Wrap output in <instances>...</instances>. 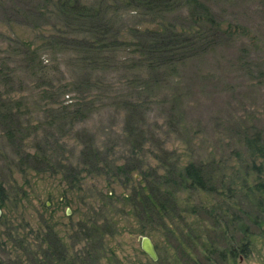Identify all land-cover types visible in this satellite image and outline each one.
Masks as SVG:
<instances>
[{
  "label": "rangeland",
  "instance_id": "374dc122",
  "mask_svg": "<svg viewBox=\"0 0 264 264\" xmlns=\"http://www.w3.org/2000/svg\"><path fill=\"white\" fill-rule=\"evenodd\" d=\"M205 1L222 19L243 28L188 60L175 77L178 85L158 88L149 110L142 114L122 107V98L129 93L127 86L119 83L126 82L125 72L113 71L105 78L112 86L104 97H96V90L92 93L104 105L95 102L85 125L69 129L64 122L52 127L46 124L35 138L32 126L44 120L42 109L46 106L40 96L42 88L34 87L29 60L35 65L41 61L49 72L61 63L58 74L78 80L86 71L73 60L87 55L83 50L62 53L53 43L47 46L46 42H51L48 38L40 37L66 29L63 15L53 6L49 23L34 30L27 18L42 6V0H0V64L7 63L15 78L13 83L0 85V114L10 111L16 118L10 127L15 134L13 141L5 137V125L0 122V186L6 189L4 193L0 189V199L5 202L0 214V259L4 263L264 264V199L261 197L263 204L259 205L258 191L262 189L254 188L264 181V159L255 158L253 167L244 144L257 134L264 138V0ZM115 4L121 7L120 2ZM117 12L127 27L148 18V10L142 8L123 7ZM169 14L168 21L183 24L182 6ZM97 77L92 76L94 80ZM72 97H76L75 92L59 96V101L67 103L74 100ZM81 128L95 135L93 141L102 150L112 148L108 160L137 166L148 163L159 168V173L164 172L160 166L166 155L174 161L180 158L178 163L194 161L213 175L217 186H229L231 191H180V210L175 216L171 211H167L171 217L163 216L166 226L179 227L184 237L175 228L170 233L148 219L149 215L142 213L141 220L123 198L142 179L139 169L131 171V179L83 171L82 146L89 136L78 130ZM48 131L59 139L57 144ZM21 136H27L22 146ZM163 146L171 154H165ZM40 149L46 150L53 164H71L79 171L78 182L70 186L62 171L35 169L32 158H23L22 152L41 153ZM111 192L115 196L109 200L105 194ZM218 204L223 208L227 205L241 219L225 224L226 236L217 229L212 231L213 218L200 208ZM84 223L99 228H92L86 237ZM205 225L208 231L200 236ZM47 232L54 240L57 235L65 250H45L42 234ZM144 236L150 238L156 260L142 250ZM211 240L220 249L228 248L225 258L213 249L203 250V244ZM231 248L233 254L229 253Z\"/></svg>",
  "mask_w": 264,
  "mask_h": 264
},
{
  "label": "trees",
  "instance_id": "16d2710c",
  "mask_svg": "<svg viewBox=\"0 0 264 264\" xmlns=\"http://www.w3.org/2000/svg\"><path fill=\"white\" fill-rule=\"evenodd\" d=\"M116 2H120L121 7H117ZM51 6L57 11L56 13L63 15V23H65L66 29L48 31L47 34L40 37L48 38L51 42L47 41V46L53 43L54 46L59 47L62 53L85 51L87 56L75 58L73 61L76 65L84 67L86 74L78 80H69L58 74L61 63L55 64L52 72H49L46 70L47 66H41V61L35 65L32 59L29 60V64H31L29 65V72L35 77L34 87L42 88L40 96L46 106L44 111L42 109V112L45 113L44 120H38L32 126V133L35 138L38 137L39 129L46 124L52 127L56 123L64 122L69 125V129H73L79 124L85 125L93 111L95 102H101V100L95 99V95L92 96V93L96 90L99 92L96 97H104L112 86L111 80L105 78L113 71L125 72L123 74L126 77V82L123 83L120 80L119 83L122 86L126 85L129 93L122 98L120 103L122 107L130 111H141L144 114L150 109L149 105L153 103L152 99L155 97L158 88L169 84L178 85L175 77L179 76L180 69L186 65L188 60L210 51L222 37H230L239 27L243 28L238 24L222 19L205 0H111V3L108 0H42V6L27 18L28 24L34 30H38L49 23L52 16ZM111 6L113 7L112 11L111 9L109 11ZM181 6L185 11L184 22L177 26L174 22L168 21L166 17ZM123 7L131 8V10L140 8L145 11L148 10L146 12L148 18L142 20L144 22L140 24L127 27L117 12L119 8ZM118 23L119 27H116ZM57 75L59 78L56 77ZM93 75H98L97 79L94 80ZM14 80L13 70L7 63L2 62L0 64V85H8ZM69 92L76 93V97L70 98L74 99L73 101L67 103H63V100L59 101V96ZM102 105H104L103 102H101L100 107ZM15 119L10 111L0 114V122L5 125L6 129L5 137L9 141L15 139L13 129L10 128ZM78 130L88 133L89 136L82 146L83 171L88 174H110L113 178L125 175L126 178L131 179V171L139 169V175L142 176V179H139L137 185L132 186L130 194L123 196V198L132 204L136 216L139 217L140 215L141 220L144 219L142 213L149 215L148 219L153 220L156 225H162V228L170 233H173L175 228L184 237V231L180 230L179 227L166 226L163 216L166 214L171 217L170 212L167 211L173 212L172 215L175 216L177 210H180V198H178L180 191H221L220 194H224L225 187L217 186L213 180V175H208L204 171V166L194 161L178 163L180 158L174 161L166 155L161 159L160 166L164 172L159 173V168H153L148 163L137 166L138 164L128 161L108 160L107 157L112 148L102 150L94 143L95 135L93 133L91 134L84 128ZM50 135L57 144L56 141L59 139L54 134ZM45 138V143H47L48 139L46 136ZM25 139L27 136H21L18 139L21 146ZM244 144L247 153L252 158V166L256 167L254 159H264V138L257 134L245 139ZM135 145L138 146V144ZM134 149H136L135 146ZM40 150L41 153L24 151L22 152L23 158L25 160L32 158L31 161L35 169L62 171L64 179L68 181L70 186L78 182L76 176L79 171H76L71 164L65 166L59 161L53 164L52 158L46 150ZM162 151L165 154H171V150L167 147L163 146ZM222 183L221 180L220 184ZM221 188L222 190H219ZM254 188H256L255 191L262 189L258 192L261 195L260 198L264 199V181L258 182ZM0 189L2 193L6 190L2 185ZM225 189L229 194L231 188L227 186ZM105 195L110 200L113 193ZM262 198L258 202L259 205L263 204ZM110 202L112 205V201ZM4 203V199H0V207H4ZM200 208L206 215L213 218L212 231L217 229L223 236L226 234L225 224L228 221L233 222L234 219L241 221L238 218L239 215L231 212L227 205L224 208L220 204L203 205ZM195 211L196 209L193 208L192 213ZM86 218L91 221L89 215ZM105 220H107V216ZM94 223L96 222L94 221ZM87 224L84 223L83 225L86 237L92 228L95 231L99 228L98 225L89 227ZM142 227L141 231L143 232L145 230L144 225ZM203 231H208L206 225L198 234L201 236ZM48 236V232L42 234L43 243L46 245L45 250H65L57 235L54 236L55 240ZM208 243L209 241L203 244V250L213 249L215 252L218 251L221 258L226 257L228 248H218L214 240ZM229 251L230 254L234 253L233 248ZM0 264L8 263H4L0 259Z\"/></svg>",
  "mask_w": 264,
  "mask_h": 264
},
{
  "label": "water",
  "instance_id": "95a60500",
  "mask_svg": "<svg viewBox=\"0 0 264 264\" xmlns=\"http://www.w3.org/2000/svg\"><path fill=\"white\" fill-rule=\"evenodd\" d=\"M2 212V209L0 207V214ZM141 248L142 250L148 254V256L152 259V260H156L157 259V254L155 252L154 246L150 240L149 237L144 236L141 239Z\"/></svg>",
  "mask_w": 264,
  "mask_h": 264
}]
</instances>
